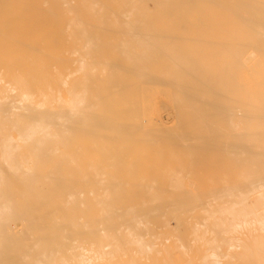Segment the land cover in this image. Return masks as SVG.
<instances>
[{"label":"bare ground","instance_id":"obj_1","mask_svg":"<svg viewBox=\"0 0 264 264\" xmlns=\"http://www.w3.org/2000/svg\"><path fill=\"white\" fill-rule=\"evenodd\" d=\"M0 264H264V0H0Z\"/></svg>","mask_w":264,"mask_h":264},{"label":"rangeland","instance_id":"obj_2","mask_svg":"<svg viewBox=\"0 0 264 264\" xmlns=\"http://www.w3.org/2000/svg\"><path fill=\"white\" fill-rule=\"evenodd\" d=\"M167 113H168L167 110L162 111L161 115L163 119H166L168 117Z\"/></svg>","mask_w":264,"mask_h":264}]
</instances>
